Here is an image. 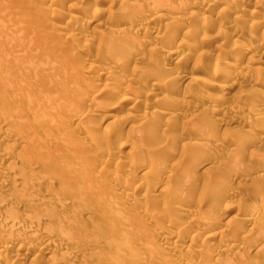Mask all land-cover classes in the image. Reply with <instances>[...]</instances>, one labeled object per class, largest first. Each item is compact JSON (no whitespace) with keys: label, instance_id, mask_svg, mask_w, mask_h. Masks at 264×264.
I'll list each match as a JSON object with an SVG mask.
<instances>
[{"label":"rangeland","instance_id":"374dc122","mask_svg":"<svg viewBox=\"0 0 264 264\" xmlns=\"http://www.w3.org/2000/svg\"><path fill=\"white\" fill-rule=\"evenodd\" d=\"M8 1L0 0V264H6L9 260L15 258L13 257L14 254L11 255V253L2 254L1 249L5 243L14 245L15 250L18 249L17 247L19 246L20 250L24 247L25 249L23 248L21 251L18 249L17 252L23 253L26 251V264L30 263V258H32V256L36 258V261H33L34 264H48L49 262L50 264H109L107 263L109 260L108 258L112 255H110V253H113V251H118V255L120 253L122 254L116 264H155V259H158L156 264H159L164 261L160 258L164 259L166 257V260L167 258L173 259L175 255L177 258L186 259L190 254L195 256L197 255V253L194 254L197 251L195 249L198 248L201 250L203 246L204 250L209 244H211L209 246L211 247L209 248L210 250H214L216 247L221 251L223 250L219 252L220 256H222L219 258H217V255L213 257V260L216 262L214 263L206 260L212 259L210 255H206L207 258L203 255H201V257L197 255L195 256V261L197 262L198 260V264H201L200 258L202 257L204 258L203 260L201 259L202 262L206 260L208 262L205 261L207 264H217L218 259L220 262L222 259L225 260L221 262L222 264L226 263V261L228 264H234V260H237L235 261L236 264L238 260L240 262H238V264H248L247 261H249L250 264H264V225H262L264 224V220L262 221L259 217V219H261L262 229L250 228V223H253V219L256 217L254 215L250 217L251 208L257 204L264 205V199H262L264 196V178H260V181L254 183V177L258 179L257 176L260 174L261 176L264 175V123L258 126V130H255L253 132L254 134H251L252 132H250V130L246 132L250 133L249 135H243V131L249 130L250 123L254 122L258 114L264 113V110H261L263 108L262 101L264 100V33L262 29H260L261 27H259L262 26V23L264 27V0H157V2L156 0H122V2L121 0H77L78 2L74 0H61V3H59L58 0H38L39 4L36 2L37 0H32L38 4L32 3L35 4V6L37 5V7H30L32 4L29 0L28 3H30V5L27 4L28 7L25 6L26 4H23L24 6L21 5V7L10 6L13 2L8 6ZM159 2L162 3L163 6L160 5ZM207 2L214 4V7H211L213 10L210 9V11H206L205 16L199 17L198 19L195 13H200V5L202 6V8H200L203 10V7L208 4ZM110 6L112 8H110ZM72 7H75V9ZM18 9H21L19 10V14L21 12L22 14L25 13L26 17H24V14L23 16H18L19 14H17L18 17L12 14L13 12L17 13ZM40 9L41 11H39ZM92 9L97 10V14L93 15L94 17L90 14V12L94 11ZM114 9L118 10L117 15H114L116 11L112 12ZM153 10L156 13L153 14ZM226 10L228 12H226ZM110 11L111 14L107 15ZM159 12L162 13L163 16L165 15V18H163L166 22L163 19L159 20L158 17L155 18ZM68 14L77 15L79 21L78 19L77 21H75V19H70ZM169 17L172 18L169 19ZM186 17V23L183 21L181 23L180 21L182 19L184 20ZM80 18L82 19L80 20ZM131 19H133V21ZM195 19H197V21ZM137 20L144 24H142L143 26L140 25L142 28L136 23ZM174 20L178 21L179 23H177L179 25ZM189 20H191V22ZM187 22L189 23L187 24ZM172 23H175V26L171 29V31L174 30V32H172L174 36L171 33V37L173 36L175 38V40L174 38L172 39V42L183 46L181 47L182 50L179 49L178 53H175L176 57L175 54L171 57H167V50H169L167 48L171 45H166L168 44L167 41H163L164 44L161 41H157L158 46L156 47L159 48L156 49H158V51L154 48V50H150L151 48L149 47H140L138 49L126 50L125 52L129 53L126 55L124 50L121 52L119 51L118 48L120 47L114 48L116 45L120 46L121 42L123 44L127 38L131 37L137 40L153 39L159 32L163 33L167 31V26ZM182 24L187 25L186 27H182ZM165 25L166 27H164ZM192 29L196 33L190 31ZM232 30H235L239 34H243L245 37V40H242V43L239 45L240 48H238L239 46H234L230 39L227 41V36H225L226 32H223H231ZM110 31L113 32L115 36L111 33L113 35V37H111ZM176 31L180 32L175 33ZM48 32L51 34L54 33L52 35L55 37L50 36ZM69 33L75 35L74 37L76 38L74 39L76 40H72V37L68 36ZM160 33L158 35H160ZM46 34V37L53 38L48 40V38L44 36ZM246 36L249 38H246ZM109 37L111 38L109 39ZM115 37L120 39L118 40L120 44L116 42L117 40H114ZM68 38H70V40ZM106 40H113L116 42L115 44L113 41V44L110 43L111 41L107 43L114 45L111 49H114V51L116 50V54L114 52L115 55H117L118 51L120 54L123 53L127 56V58L121 57L123 55H119V53L118 57L111 54L112 52H104L103 50L108 51L110 46L106 45ZM50 41H52L51 44ZM99 41H101L100 44H102L99 45L100 47L97 46ZM17 44L19 47H16ZM47 44L49 45L47 46ZM57 47H64V52H71V54L67 52L68 55L66 56L68 58V56L71 55L73 60L70 61L67 58L65 59L72 63H67V60L64 59L66 62L63 61V63H60L59 61L60 64L58 65L57 63L58 66L56 63H54L56 66H52L53 60L51 59L53 58L51 57L54 56L53 53L58 52ZM105 47L107 49H104ZM141 48H144L143 50L145 51L148 50V54L144 51L142 52ZM21 49H23L22 51L26 50L30 54L26 53V51L22 52ZM98 49H100V51ZM111 49L109 51H112ZM226 49L233 52L234 56L232 54L229 56L233 58L232 60L221 53V51ZM138 51H140V53ZM18 52L20 53L18 54ZM59 52L61 53V51ZM141 52L146 56L144 57L145 59L142 57L143 54ZM21 53L25 55L26 60L24 59L21 61L20 58H24L21 57ZM104 53H108L107 55H110V57L115 56V58H123L124 61H127L129 58V62L127 61L124 63L122 59L119 61L118 58H116L117 60L115 61L113 57L111 59L108 56V58L105 57L106 55ZM133 53H136L135 55L137 56ZM56 54L59 55V53ZM188 54H190V56ZM222 55H225L227 58ZM15 56L18 58H14ZM149 56L150 59H148ZM217 56L219 57L217 58ZM10 57L15 59L16 62H14L15 60L10 62ZM164 57H166V59ZM220 57H223L222 59L224 61L227 59L225 63L221 62L224 64L222 67H226L227 65L232 66H227L229 69L227 74H223V76L219 74L216 75V77H212V75H209V68ZM18 59H20V62ZM56 59L57 58H54V61ZM69 59H71V57H69ZM130 59L132 60L130 61ZM17 61L19 62L18 64ZM121 61L123 63H121ZM218 61H220V59ZM108 63L112 66L107 67ZM168 63L171 64L169 65ZM72 64L79 67L76 72L74 71L76 67L72 69ZM92 65H94L93 68L91 67ZM175 65L179 67H175ZM162 66L174 67V69L177 68L179 71L177 69L175 71L188 77L187 80L190 82L188 81L187 83L186 80L179 85L169 87L170 89L166 88V90L158 87L156 90L153 83L161 85L164 82V75H161L160 71H157ZM102 68H104V70H102ZM107 68H111L113 71ZM231 68L234 69L231 71ZM78 69L80 72L77 73ZM98 69L104 71L105 75L101 77L94 73L98 71ZM35 71H38L37 73L42 72L39 73V78L44 77L45 74L47 75L44 79L42 78L43 82L41 80L38 82L39 85L36 82L38 86L42 87L36 89L37 91L33 88L36 84L33 83V87L31 85L35 79L32 78L33 72ZM109 71H111V73H109ZM155 71L158 73L156 74ZM153 72L155 76L154 74L152 75ZM40 74L43 75L40 76ZM48 74L50 77H56L47 79V77H49ZM106 75H109V77ZM35 76L36 74L33 77ZM128 78H131L132 82L130 81L131 79L129 80ZM10 79L12 83L15 82V80L12 79L26 81L18 82L20 84L24 83L25 85L22 84L24 86L23 89L19 87L22 89L21 95H19L18 92L15 93V91H19V88L15 90L13 89L15 87H10V85H12V83H9L11 82ZM37 80L39 79H36V81ZM133 80L138 83L139 86H137L138 84ZM104 82H108L109 86L102 87ZM110 82H114L115 84L112 85ZM213 83L215 84L213 85ZM131 84L132 87L134 85H136V87L134 86L132 88ZM30 87L35 91H32ZM137 87L141 88L143 91H136L137 93L134 95L135 92L132 93L131 90H138ZM35 88L38 87L36 86ZM125 88L127 90L126 92L124 90ZM149 88L155 89L156 92L154 91V97L148 95L147 90L149 91ZM168 90H171V93L174 92L175 94L167 92ZM113 91L116 93L114 94ZM117 91H121V94ZM128 91L134 95V98H132L133 95H127ZM10 93L12 94L10 95ZM124 94L131 97L130 102L120 103ZM216 96L218 97L215 98ZM111 101L115 102L112 103ZM167 102L170 104L167 105ZM116 104L120 105L119 110L113 112L108 111L109 106L111 108ZM57 106H59V113H61L58 114V117L56 116L57 114L53 115V112L58 108ZM15 107L23 111V113L18 115ZM223 111L226 113H223ZM252 112L258 113H256V115L254 113L252 114ZM147 115L151 121L148 118V120L145 119V117L142 118V116ZM213 120L219 123L217 127V130L219 129L218 131H215L216 128L213 129L210 125L208 127H203L208 124H213ZM149 123L152 125L154 124L152 129L155 130V132L153 131L155 135L151 131L152 129L150 131L153 135L149 129L147 130V128L150 127ZM197 125L199 126L198 129ZM200 125L203 126L200 127ZM202 127L205 129L204 131L201 129ZM159 128L160 131L158 130ZM161 128L165 129L161 130ZM166 129L168 131H166ZM193 129H195L194 132L197 134L196 137L193 139L186 138L187 133L193 132L191 131ZM119 130H122L123 133H118ZM163 130L166 131V134ZM206 130H208L206 134L209 132L208 135L205 134ZM146 131L150 132V135L153 136L152 139L147 135L149 133ZM159 132L166 137L159 134ZM180 132L183 133L180 134ZM2 133H9V135H7L9 140H7L8 138H3ZM253 135L257 137L255 138ZM7 136L4 135V137ZM163 136L164 138H162ZM17 137L21 138V142H17L19 141L16 139ZM13 138L16 139V142ZM157 138L159 140L161 139V141ZM183 138H186V140ZM133 139H136V143L132 142L135 141ZM240 139L242 140L241 144L239 142ZM258 139H260V141ZM170 141L176 142H173V145H171ZM183 142H185L184 145H187V143L192 144L187 146V148L191 149L182 152V150L184 151V149H187L186 146L182 149ZM201 142L203 143L201 147H199ZM131 143L133 144L131 145ZM165 143L172 146L171 149L170 146L167 148ZM213 144H216L215 147L210 148ZM193 148H197L201 153L204 151L202 153L203 155L200 156L201 159L199 156L196 157V159H198L196 161H199L198 164L200 169L198 172L196 171L195 174L192 172V174L189 175L191 178H186L187 180L184 181L187 182L189 179V181L193 179L195 181L197 180V182L201 181L202 185L200 183L201 186H199V184L194 185L195 181L194 183L190 182V188L187 189L190 184L188 182L189 184H187L186 188H180V193L185 192V194L183 193L184 195L189 193L188 195L190 197L187 195L186 197L189 198H186V201L188 203L195 201L192 204L201 207L196 208V206H194L192 212L180 213V207H182V205L185 207V205L181 203L185 202L186 204V201L184 200L180 203L182 199L179 198L180 201L178 199H176V202L174 199L172 200L173 191L176 190V188H178L177 190L179 191V187H176L178 185L173 186V184L179 182L170 180V182H168L170 187L166 186V182L170 174L174 172L173 169H171L173 166L176 168L178 165V169L180 167L181 169H185V166L191 167L190 162L188 164V160L194 154ZM230 150H233V152ZM261 153H263V156L260 155ZM232 154L237 155L234 157L236 160L231 159L232 156H234ZM250 154H253V157ZM158 156L160 159L157 158ZM214 156L216 157L214 158ZM260 156L263 158L261 159ZM154 157L156 158L155 160H153ZM192 157L194 159V155ZM239 158L241 159L239 160L240 162L238 161ZM142 159L145 162L148 159L147 162L157 163V168H159L158 166H163L158 170L153 169L154 172H152V168H149V171H147L151 173H148V177L155 173L159 175L155 174L154 176L156 178L158 177L159 179L161 176L162 183H154L158 185V187L155 185V188L153 183L150 185L155 178L153 176V179L149 177L151 180V182H149L150 180L148 177H146L147 180H145V177L141 178L139 174L131 177L126 175V171H128L126 169H129L131 166L135 167V165L130 164L131 161L132 163L134 161V164L136 162V166H139L144 162ZM161 161L164 162L165 165H163V163H160L162 165L158 164ZM182 161L184 162L183 164ZM193 161L194 160H192L191 163ZM219 162L223 165V170L221 168L219 170V167L222 166ZM179 164L182 165L180 166ZM184 164L185 166H183ZM208 165H210V168ZM233 166L236 167L234 168ZM207 167L209 168L208 171ZM212 167L214 168L213 170ZM211 170L213 171L212 174L217 176L220 175V178L214 179L215 176L211 177ZM203 171L205 173H202ZM221 171L225 172L224 175ZM116 173H119L118 178L116 177ZM244 173L246 175H244ZM86 174L87 176H85ZM240 174L241 176H239ZM83 175L85 177H82L83 180H81V176ZM97 177L101 179L104 177L108 180L104 178L101 180ZM165 177L166 179H164ZM196 177L198 178L196 179ZM247 177L251 178L252 181L249 182L250 179ZM211 178L213 179L211 180ZM221 178L223 179L221 180ZM155 179L153 180L154 182H156ZM158 179H156L157 183L158 181L161 182ZM163 179L165 181H163ZM204 179L206 181L210 180V182H204ZM185 182L181 183L183 184L182 186H185ZM202 182L206 183V185ZM224 183H227V185ZM259 183L262 185L260 186ZM161 187H163L165 192H168L171 197L167 193L168 196H164L166 194L161 195V190H163ZM167 187H169V189ZM204 187L207 191L203 189ZM102 189L104 192H102ZM115 189H117V192ZM122 189L125 191V194L121 192L123 191ZM222 190L225 193L228 190L226 193V196L229 193L227 196L228 198L226 197L224 201L218 200V202L217 200H213L212 198L220 193V191L222 192ZM146 193L147 195H152V200L159 201V203L152 202L151 198H149L150 202L145 201L144 203L143 196L144 194L146 195ZM207 193H210L212 198L209 197ZM115 196L117 199H115ZM161 196L174 201H166L167 203L170 202L174 205L179 203L175 205L179 207V210L177 212L167 210L166 212V209H161L164 205L163 201L165 200V198ZM174 196L176 198V195ZM203 196H206V198L203 199ZM120 198L127 201L125 202L123 200L124 202H121ZM261 199L263 201H261ZM209 200L215 203L209 204L211 203ZM141 202L144 204L147 203V205H143L141 208L136 207L138 205L137 203L140 204ZM157 204H160L159 208L161 213L160 210H158L159 208L157 209L155 207ZM192 204L188 205L192 206ZM188 205L186 204L187 207ZM144 207H146V211H144ZM263 207L264 206H262L260 210V215H263L262 217L264 219ZM154 210H157L160 216H158ZM147 211L150 217L153 216V218L157 220L155 221V219L150 218L148 215L145 217ZM150 212L151 215L149 214ZM152 213L156 215H152ZM143 214L145 218L142 217ZM212 214H216L217 217L219 215V219L217 220L219 224L217 222L214 223L218 226L216 228L213 224L210 229H203L202 231V227H199V225L196 226L194 221L191 220L193 217L200 220L211 218L213 216ZM58 219L61 222H58ZM139 219H148L146 220L148 223L142 220L143 223L145 222V224H142ZM139 224H142L140 228L138 227ZM235 224L241 225L243 228L242 231L238 232L239 236H242L241 238L247 237L252 230L250 233L254 235L253 239H260L257 240L258 242L256 239L251 241V245L254 243L258 244V247L256 246L258 249L254 248V246H250V251L248 250L247 253L242 251V255H240L241 252L238 254L239 257L246 254L245 257H242L246 263L238 259V256L237 258H233L232 254L228 251V249L236 246V241H238L237 238L236 240L227 239L225 240L226 242L223 241L224 245L222 242L219 244L220 238L223 239L226 232L231 231L234 228L232 225ZM131 225H134L133 230H131ZM126 226L130 227V229L128 228L129 232L127 228V230L124 229ZM160 226L162 228L165 226L170 232L172 231V235L168 231L167 233L165 228V232L160 230ZM197 229H200V231ZM258 230L260 231L258 232ZM122 231H127L129 238L128 236H124L127 232L123 234ZM215 233H218V235H215ZM44 234H50L49 236L52 240H50L51 243L47 254L39 256L38 250L40 249V243L42 246L44 242L43 239H39L41 240L40 242L38 238ZM64 235L68 237L69 242L66 237H64L65 239L62 237ZM60 236L65 241L66 246L64 247L58 246V244L61 243L59 240H62ZM195 236L196 241L193 239V242H191V239ZM124 239H128V241L132 243L134 251L131 249L133 247L129 248L125 245V248L127 247L125 249L124 245L120 246V243ZM111 240H113V242ZM180 240L182 242H178ZM66 241L68 243H66ZM57 242L58 244H56ZM124 243L125 241H123L122 244ZM165 243L167 247L168 245L171 246L177 243L175 248L171 246L175 252H167L162 254L163 257L161 255V257L155 256V258H153V256L156 255L154 249L158 250L155 246L159 247V245H161V248L165 246ZM259 246H261V248ZM144 247L145 249L147 248V250L143 249ZM153 247L155 248L153 249ZM226 247H228V249H226ZM149 248H152L155 253L152 252L150 254L152 250ZM127 249H131V251ZM141 249L142 251H139ZM126 250L128 252H126ZM207 250L208 248L206 251ZM256 250H259V252H256ZM224 251L227 252L225 253ZM130 252H132V254ZM153 253L154 255L152 256ZM116 254L114 255L116 256ZM114 255L111 257H114ZM117 258H119V256ZM33 262L31 264H33Z\"/></svg>","mask_w":264,"mask_h":264},{"label":"bare ground","instance_id":"6f19581e","mask_svg":"<svg viewBox=\"0 0 264 264\" xmlns=\"http://www.w3.org/2000/svg\"><path fill=\"white\" fill-rule=\"evenodd\" d=\"M7 1H8V0H7ZM29 1H31V4H32V3H36V2L38 3V0H37L36 2H33L32 0H29ZM29 1H28V0H12V1L10 0V1H8L9 3L7 2V5L9 6L10 3L12 4V2H13V4L10 5V6H13V7H21V5L24 6V5L26 4L25 6L28 7V5H30V3H28ZM60 1H61V0H58L59 3H61L63 0H62L61 2H60ZM71 1H73V0H71ZM74 1H77V0H74ZM119 1H120V0H119ZM119 1H118V2H119ZM158 1H159V0H158ZM167 1H168V0H167ZM247 1H249V0H247ZM250 1H251V0H250ZM26 2H27V3H26ZM77 2H78V1H77ZM121 2H122V0H121ZM156 2H157V0H156ZM244 2H246V1H244ZM37 3H36V4H37ZM73 3H74V2H73ZM73 3H72V4H73ZM119 3H120V2H119ZM140 3H141V2H140ZM149 3H150V2H149ZM154 3H155V2H154ZM207 3H208V2H207ZM248 3H249V2H248ZM248 3H247V4H248ZM250 3H251V2H250ZM23 4H24V5H23ZM27 4H28V5H27ZM38 4H39V3H38ZM38 4H37V5H38ZM70 4H71V3H70ZM159 4L163 6L162 3L159 2ZM14 5H15V6H14ZM32 5H34V6H32ZM32 5H31L30 7H37V5L35 6V4H32ZM110 5H111V3H110ZM116 5H117V4H116ZM132 5H133V4H132ZM132 5H131V6H132ZM147 5H148V4H147ZM153 5H155V4H153ZM153 5H151V6L154 7ZM160 5H159V6H160ZM198 5H200V4H198ZM8 6H7V8H8ZM56 6H57V5H56ZM71 6H74V5H71ZM71 6H69V7H71ZM77 6H78V4H77ZM80 6H81V5H80ZM131 6H130V7H131ZM151 6H150V7H151ZM159 6H156V7H159ZM171 6H172V5H171ZM196 6H197V5H196ZM196 6H195V7H196ZM150 7H149V8H150ZM200 7L202 8L201 5H200ZM200 7H199V9L201 10V12H200V13L197 12V14L195 13V15H197V18H198V19H199V17H203V16H205V12H206V11H210V9H212L211 7H214V4H213V3H208V4H206V6L203 7V10H202ZM72 8L75 9V7H72ZM82 8H84V7H82ZM110 8H112V7L110 6ZM123 8H124V7H123ZM159 8H160V7H159ZM196 8H197V7H196ZM70 9H71V8H70ZM116 9H117V8H116ZM154 9H156V8H154ZM171 9H172V8H171ZM192 9H193V8H192ZM221 9H222V8H221ZM19 10H21V9H18V10H17V11H18L17 13H16V12H13L12 14L15 15V16H17V14H19V12H20ZM82 10H83V9H82ZM92 10H94V11L90 12V14L92 15V17H94L93 15L97 14V13H96L97 10H95V9H92ZM131 10H132V9H131ZM140 10H141V9H140ZM142 10H143V9H142ZM151 10H152V9H151ZM156 10H157V9H156ZM156 10H155V11H156ZM159 10H160V9H159ZM212 10H213V9H212ZM219 10H220V9H219ZM219 10H218V11H219ZM222 10H223V9H222ZM227 10H228V9H227ZM227 10H226V12L229 11V10H228V11H227ZM39 11H41V9H40ZM43 11H44V9H43ZM89 11H90V10H89ZM115 11H116V12H115ZM164 11H165V10H164ZM168 11H169V10H168ZM172 11H173V10H172ZM195 11H196V10H195ZM220 11H221V10H220ZM68 12H69V11H68ZM82 12H83V11H82ZM108 12H109V9H108ZM112 12H115V13H116V14L114 13V15H117V14H118V13H117L118 10H115V9H114V11H112ZM166 12H167V11H166ZM169 12H170V11H169ZM192 12H193V11H192ZM154 13H156V12H154V10H153V14H154ZM157 13H158V12H157ZM207 13H208V12H207ZM212 13H213V11H212ZM216 13H217V12H216ZM23 14L25 15L24 17H26V14H25V13H23ZM23 14H22V12H21L18 16H20V15L23 16ZM76 14H77V13H76ZM108 14H111V11H110V13H107V15H108ZM188 14H189V13H188ZM208 14H209V13H208ZM33 15H34V14H33ZM33 15H32V16H33ZM68 15H69V18H70V19H72V20L75 19V21H77V19H78V16H77V15H76V16H75V14H72V15H71V14H68ZM68 15H67V16H68ZM91 15H90V16H91ZM218 15H219V14H218ZM18 16H17V17H18ZM141 16H142V15H141ZM164 16H165V15H164ZM164 16L162 15V13L159 12V14H157V15L155 16V18L158 17L159 20H160V19H163V20H164V18H165ZM166 16H167V15H166ZM161 17H162V18H161ZM163 17H164V18H163ZM187 17H188V16H187ZM187 17L184 18V20L182 19L180 22L182 23V21H183L184 23H186ZM193 17H194V16H193ZM236 17H237V16H236ZM21 18H22V17H21ZM113 18H114V17H113ZM171 18H172V17H169V19H171ZM174 18H176V17H174ZM174 18H173V19H174ZM188 18H189V17H188ZM81 19H82V18H80V20H81ZM150 19H151V18H150ZM176 19H178V18H176ZM180 19H181V18H180ZM185 19H186V20H185ZM88 20H89V19H88ZM131 20L133 21V19H131ZM147 20H148V19H147ZM195 20L197 21V19H195ZM69 21H70V20H69ZM78 21H79V19H78ZM107 21H108V20H107ZM164 21H165V20H164ZM171 21H173V20H171ZM174 21H176V20H174ZM189 21L191 22V20H189ZM70 22H71V21H70ZM72 22H73V21H72ZM165 22H166V21H165ZM177 22H178V21H176V23H177ZM198 22H199V21H198ZM75 23H76V22H75ZM94 23H95V22H94ZM130 23H132V22H130ZM136 23H137L139 26L143 24V23H141V21H138V20L136 21ZM161 23H162V22H161ZM169 23H170V22H169ZM178 23H179V22H178ZM178 23H177V24H178ZM188 23H189V22H187V24H188ZM174 24H175V23L169 24V25L167 26V28H166L167 31H165V32H163V33H160V32L158 31V32L160 33V35H158L159 33L157 32L158 34H156V36H154V38H153V39H150V40H148V39H146V40H137L136 38H133V39H134V40H133L132 37H131V38H127L128 40L126 39V41L124 40L125 42L123 41V42H124L123 44H122V42H121V45H120V46H119V45H118V46L116 45V47H114V45H112V44H113V43L115 44L116 42L120 44V42H118V40H120V39H118V38L115 37L116 39L114 38V40H117V41L115 42V41L112 40L113 43H112L111 40H110L111 42H110L109 40H106V41H107V42H106V45L109 46L110 44H107V43H109V42L112 43V44L109 46L108 51H106V50H103V51H104V52H112L111 54L115 55V54H116V52H115L116 50L114 51V49H111L112 46H113L115 49L118 48V47H120V48H118L119 51L121 52L122 50H124V53H126V52H125L126 50L138 49V48H140V47H149V48H151L150 50H154V49H155L156 51H158V49H156V48H159V47H156V46H158L157 41H159V42L161 41L162 43H163V41H167L168 44H166V45L171 44V45H170L171 47L169 46V48H167V49H169V50H167V51H168L167 54H166V53H164V54H166L167 57H171V56L174 55L175 53H178L179 49H181V47H183V46L180 45V44H174V43L172 42V39L174 38V37H173L174 34H173L172 32H174V30L171 31V29H173L172 27L175 26ZM187 24H186V25H187ZM202 24H203V23H202ZM260 24H261V23H260ZM260 24H258V25H260ZM86 25H88V24H86ZM143 25H144V24H143ZM143 25H142V26H143ZM178 25H179V24H178ZM182 25H183L182 27H186L185 24H182ZM184 25H185V26H184ZM190 25H191V24H190ZM139 26H138V27H139ZM142 26H140V27L142 28ZM138 27H137V28H138ZM164 27H166V25H165ZM182 27H181V28H182ZM193 27H195V26H193ZM259 27H261L260 29H262V32L264 33L263 23H262V26H259ZM191 28H192V27H191ZM116 29H117V28H116ZM159 29H160V28H159ZM182 29H185V28H182ZM195 29H196V28H195ZM256 29H257V28H256ZM110 30H112V29H110ZM136 30H137V29H136ZM164 30H165V28H164ZM176 30H177V28H176ZM178 30H179V29H178ZM197 30H198V29H197ZM107 31H108V30H107ZM145 31H146V30H145ZM190 31L195 32V31H193V29L190 30ZM190 31H189V32H190ZM50 32H51V31H50ZM50 32H48V33H50ZM69 32H71V31H69ZM118 32H119V31H118ZM134 32H136V31H134ZM139 32H140V31H139ZM167 32H168V33H167ZM177 32H178V31H176L175 33H177ZM179 32H180V31H179ZM179 32H178V33H179ZM223 32H226V35H225V36H227V41H228V39H230V41L232 42V44H233L234 46H239V45L242 43V40H245L244 35H243V34H239V33L236 32L235 30H234V31L232 30L231 32H227V31H223ZM246 32H247V31H246ZM46 33H47V32H46ZM102 33H103V32H102ZM109 33L111 34V33H113V32L110 31ZM171 33L173 34L172 37H171V35H172ZM195 33H196V32H195ZM52 34H54V33H52ZM52 34L50 33V36L55 37V36L52 35ZM69 34H70V33H69ZM69 34H68V36H69V37L71 36V37H72V40H76V39H74V38H76V37H74L75 35H72V34L69 35ZM76 34H77V33H76ZM113 34H114V33H113ZM185 34H186V33H185ZM249 34H250V33H249ZM111 35H112V34H111ZM111 35H110V36H111ZM136 35H137V34H136ZM44 36H45V38H48V40H50L51 38H53V37H50V38H49V37H46L47 34L44 35ZM48 36H49V35H48ZM66 36H67V35H66ZM114 36H115V34H114ZM176 36H177V35H176ZM182 36H183V35H182ZM263 36H264V35H263ZM111 37H113V35H112ZM111 37H109V39H110ZM133 37H134V36H133ZM137 37H138V35H137ZM143 37H144V35H143ZM65 38H67V37H65ZM145 38H146V37H145ZM150 38H151V37H150ZM246 38H249V37L246 36ZM68 39L70 40V38H68ZM93 39H94V38H93ZM105 39H106V38H105ZM105 39H103V40H105ZM112 39H113V38H112ZM141 39H142V37H141ZM143 39H144V38H143ZM176 39H177V38H176ZM46 40H47V39H46ZM72 40H71V41H72ZM94 40H95V39H94ZM99 40H100V38H99ZM170 40H171V42H170ZM174 40H175V38H174ZM224 40H225V39H224ZM54 41H55V39H54ZM101 41H102V40H101ZM101 41H99L98 43L96 42V43L98 44L97 46L102 45V44H100ZM121 41H122V39H121ZM31 42H32V41H31ZM48 42H49V41H48ZM174 42H175V41H174ZM51 43H52V41H50V44H51ZM104 43H105V42H104ZM104 43H103V44H104ZM180 43H181V42H180ZM222 43H223V41H222ZM244 43H245V42H244ZM251 43H252V42H251ZM45 44H46V43H45ZM63 44H65V43H63ZM163 44H164V43H163ZM163 44H162V45H163ZM172 44H174V45H172ZM181 44H182V43H181ZM249 44H250V43H249ZM253 44H254V43H253ZM19 45H20V44H19ZM48 45H49V44H47V46H48ZM59 45H60V44H59ZM106 45H105V46H106ZM13 46H14V48H15V45H14V44H13ZM17 46H18V44L16 45V47H17ZM22 46H23V45H22ZM60 46H61V45H60ZM62 46H63V45H62ZM66 46H67V44H66ZM97 46H96V47H97ZM103 46H104V45H103ZM241 46H242V45H241ZM251 46H252V45H251ZM11 47H12V46H11ZM11 47H10V48H11ZM18 47H19V46H18ZM64 47H65V45H64ZM64 47H61L62 49L59 48V47H57V51H58V52L53 53L54 56L51 57V58H53V59H51V60H53V61H52V63H53L52 66L55 65L54 63H56V65H57V63H58V65H59L60 63H63V61H65V60H67V59L70 60V61L73 60L71 55L68 56V58H67L66 55H68L67 52H69V51L64 52V51H65V50H63ZM99 47H100V46H99ZM99 47H98V48H99ZM101 47H102V46H101ZM166 47H168V46H166ZM253 47H254V46H253ZM102 48H103V47H102ZM153 48H154V49H153ZM160 48H161V47H160ZM236 48H237V47H236ZM238 48H240V46H239ZM241 48H242V47H241ZM15 49H16V48H15ZM59 49H61V50H59ZM66 49H67V48H66ZM96 49H97V48H96ZM96 49H95V50H96ZM104 49H107V48L105 47ZM110 49H111L112 51H109ZM118 49H117V50H118ZM120 49H121V50H120ZM143 49H144V48H143ZM143 49L141 48L142 52L144 51V52H146V54H148V53H147L148 50L145 51V50H143ZM183 49H184V48H183ZM253 49H254V48H253ZM10 50H13V49H10ZM22 50H23V49H21V51H22ZM98 50L100 51V49H98ZM139 50H140V49H139ZM181 50H182V49H181ZM190 50H191V49H190ZM24 51H26V50H24ZM24 51H22V52H24ZM59 51H61V53H60ZM62 51H63L64 53H63ZM96 51H97V50H96ZM103 51H102V52H103ZM193 51H194V50H193ZM230 51H231V50H227V49H226V50L221 51V53H222V54H225L226 56H228V59H229V58H231V57H229V56H231V54L233 55V52H232V51L230 52ZM114 52H115V54H114ZM120 52L117 51V55H115V56H118V57H119V55H123V56H121V57H126V58H127V56H125L123 53L120 54ZM128 52H129V51H128ZM130 52H133V51H130ZM134 52H135V50H134ZM138 52L140 53V51H138ZM142 52H141V53H142ZM148 52H149V51H148ZM150 52H153V51H150ZM154 52H155V51H154ZM241 52H242V51H241ZM9 53H10V52H9ZM19 53H20V52H18V54H19ZM26 53L30 54V53L27 52V51H26ZM26 53H24V54H26ZM56 53H59V55H57ZM66 53H67V54H66ZM118 53H119V55H118ZM157 53H158V52H157ZM234 53H235V51H234ZM15 54H16V53H15ZM69 54H71V52H69ZM102 54H103V53H102ZM104 54H105V53H104ZM107 54H108V53H107ZM107 54H105V55H106L105 57L108 56ZM127 54H129V53H126V55H127ZM130 54H131V53H130ZM133 54L135 55L136 53H133ZM142 54H143V55H142L143 58L146 57V56H144V53H142ZM146 54H145V55H146ZM150 54H151V53H150ZM203 54H204V53H203ZM16 55H17V54H16ZM21 55H22V53H21ZM188 55L190 56V54H188ZM188 55H187V56H188ZM193 55H194V54H193ZM217 55H218V54H217ZM225 55H222V56H225ZM12 56H14V55H12ZM18 56H19V55H18ZM28 56H29V55H28ZM56 56H57V57H56ZM115 56H114V57L112 56V57H113V60H114ZM132 56H133V55H132ZM135 56H137V55H135ZM184 56H185V55H184ZM226 56H225V57H226ZM233 56H234V55H233ZM233 56H232V57H233ZM21 57H24V58L22 59V58H20V56H19V58L21 59V61H23V60L25 59V55H22ZM30 57H31V56H30ZM69 57H71V59H69ZM108 57H109L110 59L112 58V57H110V55H109ZM108 57H107V58H108ZM118 57H116V58H118ZM128 57H129V55H128ZM133 57H134V56H133ZM175 57H176V54H175ZM175 57H174V58H175ZM181 57H182V56H181ZM218 57H219V56H217V58H218ZM14 58H18V57L15 56ZM54 58H57V59L54 61ZM65 58H67V59H65ZM116 58H115V61L117 60ZM130 58H132V57H130ZM164 58L166 59V57H164ZM172 58H173V57H172ZM184 58H186V57H184ZM222 58H223V57H222ZM222 58L220 57V58H219L220 61H218V60H219V59H218V60H217L215 63H213V65L209 68V71H208V72H209V75H212V77H213V76L216 77V75H219V74L223 76V74H227V72H229L228 67H229V66H232V65H229V66L227 65L228 67H227V66H226V67H225V66L222 67V65H224V64H222L221 62H224V63H225V62L227 61V59H226V61H224ZM226 58H227V57H226ZM10 59H11V60H10ZM10 59H9L10 62H11L12 60H15V59H12L11 57H10ZM20 59H18L19 62H20ZM29 59H30V58H29ZM29 59H28V60H29ZM64 59H65V60H64ZM110 59H109V60H110ZM118 59H119V61L122 59V61H123L124 63L127 62V61L129 60V58H128V60L126 59L127 61H124L123 58H121V59L118 58ZM124 59H125V58H124ZM134 59H135V58H134ZM134 59H133V60H134ZM144 59H145V58H144ZM146 59H147V58H146ZM148 59H150V56L148 57ZM148 59H147V60H148ZM168 59H169V58H168ZM168 59H167V60H168ZM221 59H222V60H221ZM232 59H233V58H231V60H232ZM25 60H26V59H25ZM61 60H62V62H61ZM68 60H67V63H72V62H68ZM113 60H112V61H113ZM131 60H132V59H130V61H131ZM135 60H136V59H135ZM147 60H146V61H147ZM169 60H172V59H169ZM184 60H185V59H184ZM186 60H187V59H186ZM251 60H252V59H251ZM18 61H17V64L19 63ZM49 61H50V60H49ZM59 61H60V63H59ZM90 61H91V60H90ZM122 61H121V63H123ZM237 61H238V60H237ZM14 62H16V60H15ZM24 62H25V61H24ZM50 62H51V61H50ZM65 62H66V61H65ZM94 62H95V61H94ZM128 62H129V61H128ZM184 62H186V61H184ZM74 63H75V62H74ZM88 63H89V61H88ZM88 63H87V65H88ZM136 63H137V62H136ZM166 63H167V62H166ZM233 63H234V62H233ZM12 64H13V63H12ZM12 64H11V65H12ZM23 64H24V63H23ZM75 64H76V63H75ZM90 64H91V62H90ZM96 64H97V63H96ZM96 64H95V65H96ZM168 64H169V63H168ZM170 64H171V63H170ZM170 64H169V65H170ZM234 64H235V63H234ZM50 65H51V63H50ZM56 65H55V66H56ZM58 65H57V66H58ZM72 65H73V64H72ZM76 65H77V64H76ZM76 65H73V66H72V69H73V67H76ZM107 65H108L107 67H111V66H112V65H109V63H108ZM225 65H226V64H225ZM20 66H21V64H20ZM22 66H23V65H22ZM93 66H94V65H92L91 67L93 68ZM119 66H120V65H119ZM85 67H86V66H85ZM85 67H84V68H85ZM89 67H90V66H89ZM175 67H179V66H176V65H175ZM50 68H51V67H50ZM77 68H79V67H76V69L74 68V69H75V70H74L75 72H76ZM53 69H54V68H53ZM85 69H87V68H85ZM88 69H89V68H88ZM107 69H108V70H109V69L111 70V68H107ZM176 69H177V68H176ZM176 69H174V67H167V66H166V67H165V66H162L161 68H159V70H157V71H160V74H161V75H164L165 77L163 76V78H164V82H163V84H161V85H158V84H157V85H156L155 83H153V86L155 87V89L157 90L158 87H160V88H162V89H163V88L166 89V88H169V87H171V86L174 87L175 85H179V84L185 82V81L188 79V77L184 76L183 74L177 73V71H175ZM233 69H234V68H233ZM233 69L231 68V71H232ZM102 70H104V68H102ZM177 70H178V69H177ZM88 71H90V70H88ZM91 71H92V70H91ZM106 71H107V70H106ZM111 71H113V69H112ZM111 71H109V73H111ZM178 71H179V70H178ZM35 72H36V73H35ZM35 72H33L34 74L32 75V78H35V79H34V82H32V84H31L32 87H33V83L36 84V82H37V84H38V82H40V80L43 82L42 78L44 79L45 76H47V75L45 74L44 77L39 78L38 75H39V73H42V72H39V73H37L38 71H35ZM78 72H80L79 69H78L77 73H78ZM225 72H226V73H225ZM94 73H96L98 76H101V77L105 75V72H104V71H101V70H99V69H98V71H95ZM109 73H108V74H109ZM155 73L157 74L158 72L155 71ZM155 73L153 72L152 75L154 74V76H155ZM35 74H36V76H37L38 78H37L36 76L33 77ZM43 74H44V73H43ZM43 74H40V76H42ZM49 74H50V73H49ZM49 74H48V76H49ZM109 75H110V74H109ZM109 75H106V76L109 77ZM29 76H30V75H29ZM51 76H52V75H51ZM106 76H105V77H106ZM16 77H17V76H16ZM18 77H19V76H18ZM53 77H56V76H53ZM53 77H50V76H49V77H47V79H49V78H53ZM152 78H153V77H152ZM36 79H39V80L36 81ZM47 79H45V80H47ZM54 79H55V78H54ZM106 79H107V78H106ZM128 79H129V78H128ZM130 79H131V78H130ZM130 79H129V80H130ZM190 79H191V78H190ZM194 79H195V78H194ZM12 80H15V82H17V83H15V82L13 81L16 85H15L14 83H12L11 79H10L11 82H9V83H12V85H10V87H11V88H12V87H15V88H13V89H15V90H16L17 88H19V87H22V89H23V87L25 86L24 83H21V84L18 83V82L22 81L21 79H20V80H19V79H12ZM17 80H19V81H17ZM23 80H24V79H23ZM108 80H109V79H108ZM223 80H224V79H223ZM247 80H248V79H247ZM130 81L132 82V79H131ZM133 81H134V80H133ZM188 81H189V80H187V83H188ZM22 82H26V81L24 80V81H22ZM44 82H46V81H44ZM111 82H112V81H111ZM111 82H110V83H111ZM126 82H127V79H126ZM131 82H129V83H131ZM134 82H135V81H134ZM134 82H133V84H134ZM189 82H190V81H189ZM129 83H128V85H129ZM135 83H136V82H135ZM211 83H212V82H211ZM13 84H14V85H13ZM18 84H19V85H18ZM22 84H23L24 86H23ZM37 84H36V86H37L38 88H35L36 86L33 87L35 90H36V89H40V88H42V87L38 86L39 84H38V85H37ZM42 84H44V83H42ZM108 84H109L108 82H104V84H102V85H103L102 87L107 86ZM111 84L113 85V84H115V83L113 82V83H111ZM136 84H138V83H136ZM140 84H141V82H140ZM214 84H215V83H213V85H214ZM40 85H41V84H40ZM124 85H125V84H124ZM218 85H219V84H218ZM218 85H217V86H218ZM229 85H230V84H229ZM41 86H42V85H41ZM108 86H109V85H108ZM129 86H130V85H129ZM134 86L136 87V85H134ZM134 86H133V87H134ZM137 86H139V84H138ZM187 86H188V85H187ZM32 87H30V89H32V91H35ZM39 87H40V88H39ZM131 87H132V84H131ZM133 87H132V88H133ZM176 87H177V86H176ZM218 87H219V86H218ZM107 88H109V87H107ZM128 88L131 89L130 87H128ZM128 88H127V89H128ZM137 88H138V87H137ZM20 89H21V88H19V91H20V92L14 90L15 93L18 92L19 95H21L20 93H21L22 89H21V90H20ZM30 89H29V90H30ZM134 89H135V88H134ZM155 89H151V88H149V91L147 90L148 95H152V96L154 97V96H155V93H154ZM169 89H170V88H169ZM173 89H174V88H173ZM176 89H177V88H176ZM229 89H230V87H229ZM119 90H120V88H119ZM124 90H125V92L127 91L126 88H125ZM166 90H167V89H166ZM226 90H227V89H226ZM30 91H31V90H30ZM36 91H37V90H36ZM115 91H116V90H115ZM136 91H143V90H141V88H138V90L136 89V90H134V91H133V89L131 90L132 93L135 92L134 95L137 93ZM173 91H174V90H173ZM222 91H223V90H222ZM113 92H114V91H113ZM117 92H119V91H117ZM120 92H121V91H120ZM120 92H119V93H120ZM128 92H129V91H128ZM128 92H127V95H133L131 92H129L130 94H129ZM155 92H156V91H155ZM167 92H170V93H171V90H168ZM12 93H13V95H14V92H13V91H12ZM12 93H10V95H11ZM34 93H35V92H34ZM115 93H116V92H114V94H115ZM119 93H118V94H119ZM140 93H141V92H140ZM153 93H154V94H153ZM160 93H161V92H160ZM172 93H174V92H172ZM172 93H171V94H172ZM98 94H99V93H98ZM114 94H112V95H114ZM120 94H121V93H120ZM120 94H119V95H120ZM174 94H175V93H174ZM215 94H216V93H215ZM13 95H12V96H13ZM127 95H125V94H124V96L121 95V96H122V100L120 101V103H124V102L127 103V102H130V101H131V99H130L131 97H128ZM134 95H133L132 98H134ZM157 95H158V94H157ZM166 95H167V94H166ZM220 95H221V94H220ZM121 96H120V97H121ZM136 96H137V95H136ZM152 96H151V97H152ZM167 96H168V95H167ZM167 96H166V97H167ZM42 97H43V96H42ZM118 97H119V96H118ZM159 97H160V96H159ZM206 97H207V96H206ZM217 97H218V96H216L215 98H217ZM263 97H264V96H263ZM163 98H164V97H163ZM116 99H117V96H116ZM159 99H160V98H159ZM166 99H168V98H166ZM111 100H112V99H111ZM113 100H115V99H113ZM133 100H136V99H133ZM133 100H132V101H133ZM161 100H162V99H161ZM216 100H217V99H216ZM136 101H137V100H136ZM165 101H166V100H165ZM165 101H164V102H165ZM206 101H207V100H206ZM60 102H61V101H60ZM91 102H92V101H91ZM111 102H112V101H111ZM114 102H115V101H114ZM114 102H112V103H114ZM200 102H201V101H200ZM61 103H62V102H61ZM134 103H135V101H134ZM82 104H83V103H82ZM168 104H170V103L167 102V105H168ZM131 105H132V104H131ZM133 105H135V104H133ZM158 105H159V104H158ZM162 105H163V104H162ZM162 105H160V106H162ZM262 105H263V108H262L261 110L263 111V110H264V100L262 101ZM262 105H261V106H262ZM60 106H61V105H60ZM119 106H120V105H118V104H116L115 106H112L111 108H110V106H109V107H108V108H109L108 111H110V112L117 111V110L120 109ZM129 106H130V105H129ZM57 107H58V108L55 107L56 110H55V112H53V115H56V114H57L56 116L58 117V114H61V113H59V112H60V108H59V106H57ZM132 107H133V106H132ZM15 108L17 109V113H18V115H20L21 113H23V111H20L17 107H15ZM61 108H62V107H61ZM130 108H131V107H130ZM130 108H128V109H130ZM168 108H169V107H168ZM13 109H14V108H13ZM165 109H166V108H165ZM18 110L20 111V113H19ZM224 110H225V109H224ZM246 110H247V109H246ZM61 111H62V110H61ZM88 111H89V110H88ZM225 111H226V110H225ZM225 111H223V113H224ZM248 111H251V110H248ZM248 111H247V112H248ZM252 111H253V110H252ZM257 111H258V109H257ZM262 111H261V112H262ZM12 112H13V110H12ZM62 112H63V111H62ZM247 112H246V113H247ZM13 113H14V112H13ZM17 113H16V114H17ZM153 113H154V112H153ZM156 113H157V112H156ZM162 113H163V112H162ZM225 113H226V112H225ZM248 113H249V112H248ZM253 113L256 114V113H258V112H256V113H255V112H252V114H253ZM16 114H15V115H16ZM151 114H152V113H151ZM165 114H166V113H165ZM252 114H251V115H252ZM109 115H110V114H109ZM109 115H107V116H109ZM111 115H112V114H111ZM144 115H146V114H144ZM166 115H167V114H166ZM226 115H227V114H226ZM256 115H257V114H256ZM56 116H55V117H56ZM254 116H255V115H254ZM143 117H145V119H147V118H148V115H147V116H142V118H143ZM152 117H153V116H152ZM252 117H253V116H252ZM254 118H255V117H254ZM145 119H144V121H145ZM148 119H149V118H148ZM148 119H147V120H148ZM155 119H156V118H155ZM147 120H146V121H147ZM149 120L151 121V119H149ZM159 121H160V120H159ZM250 121H252V120H250ZM147 122H148V121H147ZM213 122H214V120L212 121V123H213ZM144 123H146V122H144ZM159 123H160V122H159ZM261 123H262V124L264 123V113H261L260 115L258 114V116L255 118L254 122L250 123L251 125H250V128H248L249 130H245V131H243V132H244L243 135H246V134L249 135L250 133H246V132H249L250 130H251L250 132H252L251 134H254L253 132H254L255 130H258L257 128H258V126H261V125H262ZM149 124H150V123H149ZM156 124H157V123H156ZM156 124H155V125H156ZM153 125H154V124H153ZM153 125L150 124V127H148L147 130L149 129V131H150V130L153 128ZM209 125H210L211 128H213V129L216 128L215 131H218V130H219V129L217 130V127H218V125H219L218 122H214L213 124H208V125H206V126L200 125V127H201V126H203V127H208ZM244 125H245V124H244ZM147 126H149V125H147ZM163 126H164V125H163ZM177 126H179V125H177ZM180 126H181V125H180ZM197 126H198V125H197ZM158 127H159V126H158ZM203 127H202L201 129H203ZM248 127H249V126H248ZM262 127H263V126H262ZM165 128H166V127H165ZM165 128H161V130H162V129H165ZM198 128H199V126L197 127V129H198ZM175 129H176V128H175ZM206 129H208V128H206ZM209 129H210V128H209ZM158 130L160 131V128H159ZM181 130H182V129H181ZM194 130H195V129L191 130V131H193V132L187 133L186 138H188V139H193V138H195L197 134H196V132H194ZM204 130H205V129H203V131H204ZM210 130H211V129H210ZM121 131H122V130H121ZM121 131L119 130L118 133H120V134L123 133V131H122V132H121ZM149 131H146V132L149 133V134H147V135H149V136L151 137V139H152L153 136L150 135V132H151V131H152V132H153V131L155 132V130L152 129L150 132H149ZM166 131H168V130L166 129ZM166 131L163 130L164 133H165ZM184 131H185V130H184ZM187 131H188V130H187ZM201 131H202V130H201ZM207 131H208V130L205 131V134L207 133ZM212 131H213V130H212ZM223 131H224V130H223ZM261 131H262V130H261ZM152 132H151V134H152ZM154 132H153V134H154ZM116 133H117V132H116ZM156 133H158V132H156ZM181 133H183V132H180V134H181ZM202 133H203V132H202ZM2 134H3V133H2ZM2 134H1V135H2ZM153 134H152V135H153ZM159 134H162V133L159 132ZM165 134H166V133H165ZM208 134H209V132H208ZM208 134H206V135H208ZM217 134H218V133H217ZM4 135L7 136V135H9V133H8V134H5V133H4V134L2 135L3 138H8V136H7V137H4ZM10 135H11V134H10ZM12 135H13V134H12ZM145 135H146V134H145ZM147 135H146V136H147ZM154 135H155V134H154ZM156 135H158V134H156ZM162 135H164V134H162ZM182 135H183V134H182ZM260 135H261V134H260ZM2 136H1V137H2ZM164 136H165V135H164ZM164 136H163L162 138H164ZM198 136H199V135H198ZM209 136H210V135H209ZM225 136H226V135H225ZM253 136H254V135H253ZM13 137H14V135H13ZM15 137H16V136H15ZM144 137H145V136H144ZM147 137H148V136H147ZM150 137H149V138H150ZM165 137H166V136H165ZM202 137H203V136H202ZM205 137H206V136H205ZM241 137H242V136H241ZM243 137H244V136H243ZM246 137H247V136H246ZM254 137H255V136H254ZM256 137H257V136H256ZM256 137H255V138H256ZM186 138H183V139L186 140ZM209 138H210V137H209ZM255 138H254V139H255ZM258 138H259V137H258ZM13 139H15V138H13ZM13 139H10V140H13ZM16 139L19 140V141H17L18 143L21 142V138L17 137ZM16 139H15V142H16ZM154 139H155V138H154ZM157 139H158V138H157ZM174 139H175V138H174ZM241 139H242V138H241ZM241 139H240V140H241ZM243 139H244V138H243ZM245 139H246V138H245ZM251 139H252V138H251ZM7 140H9V138H8ZM133 140H135V141H132V140H131V141L136 143V139H133ZM158 140H159V139H158ZM168 140H169V139H168ZM168 140H167V141H168ZM171 140H172V139H171ZM211 140H213V139H211ZM211 140H210V141H211ZM240 140H239V142H240V144H241L242 140H241V141H240ZM258 140L260 141V139H258ZM131 141H130V142H131ZM159 141H161V139H160ZM190 141H191V140H190ZM205 141H206V140H205ZM216 141H217V140H216ZM243 141H245V140H243ZM168 142H169V141H168ZM173 142H176V141H173ZM173 142L170 141L171 145H173V144H172ZM208 142H209V141H208ZM160 143H161V142H160ZM170 143H169V144H170ZM184 143H185V142H183V145H182L183 148H182V149H184L185 146H186V148H187L188 145H192V144H188V143H187V145H184ZM189 143H190V142H189ZM202 143H203V142L200 143L199 147H201ZM216 143H217V142H216ZM251 143H252V142H251ZM132 144H133V143H131V145H132ZM165 144H166V143H165ZM210 144H211V143H210ZM244 144H245V143H244ZM166 145H167V144H166ZM175 145H176V143H175ZM207 145H209V144H207ZM207 145H206V146H207ZM215 145H216V144H213L212 147H210V148H214ZM168 146H170V145H167L166 147L168 148ZM182 146H181V147H182ZM206 146H205V147H206ZM209 146H210V145H209ZM166 147H165V148H166ZM171 147H172V146H170V149H171ZM173 147H174V146H173ZM189 147H191V146H189ZM205 147H203V148H205ZM207 147H208V146H207ZM207 147H206V149L208 150ZM197 148H198V147H197ZM197 148H196V149L193 148V149H194V150H193V151H194V154H193V155H194V159H193V157H192L193 155L191 154L192 156H191V157L189 158V160H188V164H189V162H190V164H191L190 166H191V167H189V166H188V167L185 166L186 163L183 165V166H185V169H181V167L178 169V168H177V167H179L178 165H177L176 168H174V166H173V168H171V169H173L174 172L170 174L169 178H167V182H166L167 184L164 182V183L166 184V186H169V185H168V182H170V180H174V181H176V182H179V183H177V184H176V183L173 184V186H174V185H178V186H176V187H179V191L177 190L178 188H176V187H175V188H176L177 191H176V190L173 191L172 200L174 199L175 202H176V199H178V198H179V199H182V201H180V200L178 199V200L180 201V203H181V202H183L184 200L186 201V198H189V197H190V196L188 195L189 193L187 194L189 197H186L187 195H184L185 192H183L184 194L181 192V193L185 196V197H184V196L180 193V191H181L180 188H181V187H182V188H184V187L186 188V187H187V184H189L190 182L194 183V181H195V180H193V179H192L193 181H192V180L189 181V180H190V179H189L187 182H185L188 178H191V176H189V175L192 174V172L195 174V172H196V171L198 172V170L200 169V166H199V164H198L199 161H198V162L196 161V160H198V159H196V157H198V156L200 157L201 155H203L202 153H203L204 151H202V153H201V151H199ZM157 149H158V148H157ZM182 149H181V150H182ZM190 149H191V148L184 149V151L182 150V152H185L186 150H190ZM199 149H200V148H199ZM200 150H201V149H200ZM204 150H205V149H204ZM212 150H213V149H212ZM230 151H231V150H230ZM149 152H150V151H149ZM158 152H159V151H158ZM191 152H192V151H191ZM216 152H218V151H216ZM231 152H233V150H232ZM236 152H237V151H236ZM251 152H252V151H251ZM155 153H156V152H155ZM207 153H208V152H207ZM229 153H230V152H229ZM229 153H228V154H229ZM258 153H259V152H258ZM263 153H264V151H263ZM263 153H261L260 155L263 156ZM147 154H148V153H147ZM212 154H213V153H212ZM237 154H238V153H237ZM145 155H146V154H145ZM145 155H144V156H145ZM148 155H149V154H148ZM160 155H161V154H160ZM232 155H234V154H232ZM235 155H236V154H235ZM235 155L232 156V158H231L232 160L234 159V157L237 156V155H236V156H235ZM245 155H246V154H245ZM250 155H251V154H250ZM250 155H248V156H250ZM252 155H253V154H252ZM252 155H251V156H252ZM220 156H221V154H220ZM228 156H231V155H228ZM240 156H241V155H240ZM155 157H156V156H155ZM155 157H154L153 160L156 159ZM207 157H208V156H207ZM211 157H212V156H211ZM215 157H216V156H214V158H215ZM222 157H223V156H222ZM252 157H253V156H252ZM257 157H258V156H257ZM147 158H148V157H147ZM149 158H150V157H149ZM152 158H153V157H152ZM157 158L160 159L159 156H158ZM162 158H163V157H162ZM208 158H209V157H208ZM249 158L252 159L251 157H249ZM260 158L262 159L263 157L260 156ZM158 159H157V160H158ZM190 159H191V160H190ZM200 159H201V157H200ZM211 159H212V158H211ZM247 159H248V158H247ZM130 160H131V159H130ZM130 160H129V161H130ZM142 160H143V159H142ZM192 160H194V161L191 163ZM234 160H236V159H234ZM239 160H241V159L239 158L238 161H239ZM143 161H144V160H143ZM147 161H148V159H147ZM147 161H146V162L144 161L143 163L140 162V163H142V164H140L139 166L137 165L138 167L136 166V162H135V164H134V161H133V163H132V161H131V163L129 162L130 164L135 165V167H137V168L134 169V168H135L134 166H133L134 168H133L132 166H131L130 168L128 167L129 169H126V170H128V171L125 170V171H126V175H127L128 177H131V176H133V175L135 176L136 174H139V176H140L141 178L145 177V180H147L146 177H148V173H150V172H147V171H149V170H148L149 168H152L151 170H152V172H154V170H158L160 167H161V168L163 167V166H158L159 168H157V167H156V166H157V163L155 164V163H151V162H147ZM162 161H163V159H162ZM162 161L159 162L158 164L163 163V165H165L164 162H162ZM204 161H205V160H204ZM238 161H236V162H238ZM250 161H251V160H250ZM185 162H186V161H185ZM230 162H231V161H230ZM239 162H240V161H239ZM263 162H264V161H263ZM183 163H184V162L182 161V164H183ZM203 163H205V162H203ZM217 163H218V162H217ZM219 163H220V162H219ZM222 163H223V162H222ZM224 163H225V162H224ZM137 164H138V163H137ZM182 164H179V165L181 166ZM205 164H207V163H205ZM209 164H210V161H209ZM220 164H221V163H220ZM225 164H226V163H225ZM234 164H235V163H234ZM236 164H237V163H236ZM160 165H162V164H160ZM186 165H187V164H186ZM212 165H213V164H212ZM221 165H222V164H221ZM128 166H129V164H128ZM175 166H176V165H175ZM183 166H182V167H183ZM209 166H210V165H208V167H209ZM224 166H225V165H224ZM229 166H231V165H229ZM236 166H237V165H236ZM236 166H235V167H236ZM155 167H156V168H155ZM208 167H207V171H208L209 168H210V167H209V168H208ZM222 167H223V165H222L221 167H219V170H220V168L222 169ZM227 167H228V166H227ZM233 167H234V166H233ZM235 167H234V168H235ZM241 167H242V165H241ZM241 167H240V168H241ZM258 167H259V166H258ZM186 168H187V169H186ZM204 168H205V167H204ZM217 168H218V167H217ZM145 169H146V170H145ZM153 169H154V170H153ZM163 169H164V168H163ZM175 169H176V170H175ZM205 169H206V168H205ZM213 169H214V168L212 167V170H213ZM160 170H161V169H160ZM212 170H211V174H212V172H213ZM215 170H217V169H215ZM219 170H218V171H219ZM222 170H223V169H222ZM164 171L166 172L165 169H164ZM233 171H234V170H233ZM75 172H76V171H75ZM155 172H156V171H155ZM189 172H191V173H189ZM205 172H206V170H205ZM205 172L203 171L202 173H205ZM221 172H222V174L224 175L225 172H223V171H221ZM221 172H220V173H221ZM85 173H86V172H85ZM159 173H162V172H159ZM163 173H164V172H163ZM226 173H227V172H226ZM68 174H69V173H68ZM87 174H88V173H87ZM87 174H86L85 176H87ZM124 174H125V173H124ZM150 174H151V173H150ZM155 174L158 175V173H155ZM155 174H153L152 176L155 177V176H154ZM222 174H221V176H222ZM97 175H98V174H97ZM101 175H102V174H101ZM101 175H100V176H101ZM114 175H115V174H114ZM116 175H117L116 177L118 178L119 173H116ZM165 175H166V173H165ZM165 175H164V176H165ZM204 175H205V174H204ZM208 175H209V174H208ZM237 175H238V174H237ZM244 175H246V174L244 173ZM244 175H242V176H244ZM262 175H263V174H262ZM85 176H84V175L81 176V180H83L82 177H85ZM112 176H113V175H112ZM124 176H125V175H124ZM152 176L149 175V177L153 179ZM158 176H159V175H158ZM162 176H163V174H162ZM188 176H189V177H188ZM209 176H210V175H209ZM212 176H215L214 179H215V178L217 179L218 177L220 178V175L217 176V175L212 174L211 177H212ZM216 176H217V177H216ZM239 176H241V174H240ZM239 176H238V177H239ZM254 176H255V175H254ZM101 177H102V176H101ZM105 177H106V176H105ZM109 177H110V176H109ZM149 177H148V179H149ZM194 177H195V176H194ZM194 177H193V178H194ZM257 177H258L259 180H258L256 177H254V178H255L254 183H257L258 181H260V180H261L260 178H264V175L261 176V174H260V175L257 176ZM97 178H98V177H97ZM103 178H104V177H103ZM103 178H102V179H101V178H98V179L103 180ZM155 178H156V177H155ZM155 178H154V179H155ZM186 178H187V179H186ZM197 178H198V177H196V179H197ZM205 178H206V177H205ZM242 178H243V177H242ZM247 178H249V177H247ZM251 178H252V176H251ZM251 178H249V179H250L249 182L252 181L253 178H252V179H251ZM104 179H107V178H104ZM112 179H113V178H112ZM115 179H116V178H115ZM154 179H153V180H154ZM156 179H158V177H157ZM156 179H155L156 182H154L153 180H152V182H151V180L149 179V180H150L149 182H151V184H150V183H149V184L152 185V183H153V184H154V183H156V184L162 183L161 176H160V178L158 179V180H160L161 182L158 181V183H157V180H156ZM164 179H166V177H165ZM164 179H163V181H165ZM212 179H213V178H211V180H212ZM222 179H223V178H221V180H222ZM243 179H244V178H243ZM85 180H86V179H85ZM107 180H108V179H107ZM110 180H111V179H110ZM141 180H142V179H141ZM143 180H144V179H143ZM184 180H185V181H184ZM204 180H205V179H204ZM253 180H254V179H253ZM104 181H105V180H104ZM125 181H126V180H125ZM125 181H124V182H125ZM198 181H200V180H198ZM202 181H203V179H202ZM207 181L210 182V180H207ZM207 181L205 180L204 182H207ZM216 181H217V180H216ZM219 181H220V180H219ZM256 181H257V182H256ZM81 182H83V181H81ZM86 182H87V181H86ZM142 182H143V181H142ZM184 182H185L186 184H185V186H182L183 184H181V183H184ZM188 182H189V183H188ZM196 182H197V180L195 181V184H194V185H198L199 183L201 184V181H200V182H197V183H196ZM204 182H202V183H204ZM209 182H208V183H209ZM220 182H221V181H220ZM220 182H219V183H220ZM224 182H225V180H224ZM263 182H264V181H263ZM144 183H145V182H144ZM146 183H147V181H146ZM261 183H262V181H261ZM156 184H154L153 186H155ZM179 184H180V186H179ZM200 184H199V186L202 185V184H201V185H200ZM204 184L206 185V183H204ZM222 184H223V183H222ZM224 184H225V183H224ZM259 184H260V183H259ZM259 184H257V185H259ZM146 185H147V184H146ZM170 185H171V183H170ZM190 185H191V183L189 184V186H188L187 189L190 188ZM225 185H227V183H226ZM261 185H262V184H260V186H261ZM156 186L158 187V185H156ZM156 186H155V188H156ZM163 186H164V185H163ZM166 186H164V187H166ZM169 187H170V186H169ZM169 187H167V188L169 189ZM223 187H226V186H223ZM161 188H163V187H161ZM108 189H110V188H108ZM113 189H114V188H113ZM168 189H167V190H168ZM203 189H205V187H204ZM226 189H227V188H226ZM111 190H112V188H111ZM111 190H110V191H111ZM116 190H117V189H115V191H116ZM122 190H123V189H122ZM205 190L207 191V189H205ZM161 191L163 192V193L161 192V195H162V194L164 195V194H166V193L169 195L168 192H165V189H164V188H163V190H161ZM212 191H213V190H212ZM224 191H226V190H224ZM99 192H101V191H99ZM102 192H104L103 189H102ZM116 192H117V191H116ZM118 192H119V191H118ZM121 192H123V193L125 194V191H124V190L121 191ZM227 192H228V190L226 191V193H227ZM178 193H179V194H178ZM226 193L223 192V190H222V192L220 191V193H218V194H217L216 196H214L213 198L211 197L210 193H209V194L207 193V194H208L209 197H211L213 200H217V202H218V200H219V201H220V200H223V201H224V199H226V197H227L228 194H229V193H228L227 196H226ZM233 193H234V192H233ZM167 194L164 195V196H168ZM207 194H206V196H207ZM235 194H236V193H235ZM237 194H238V193H237ZM111 195H112V194H111ZM171 195H172V194H171ZM174 195H176V198H175ZM261 195H262V194H261ZM149 196H150V194H149V195H147V193H146V195L144 194V196H143V197H144V198H143V199H144V203H145V201H146V202H147V201L150 202L149 198H151L152 195H151L150 197H149ZM164 196H161L162 198H165V200L163 201V204H164V205H163V207H162L161 209H166V210H165L166 212H167V210H170L171 212H172V211H173V212H174V211L177 212V211L179 210V207H178V206L176 207L175 205H178L179 203H176L175 205H174L173 203L171 204L170 202L167 203L166 201H171V202H174V201L169 200V199H167V197H164ZM169 196H170V195H169ZM206 196H203L204 198H203V197H202V198L205 199ZM234 196H235V195H234ZM115 197H116V196H115ZM115 197H113V198H115ZM120 197H121V196H120ZM122 197H123V196H122ZM170 197H171V196H170ZM183 197H184V198H183ZM227 198H228V197H227ZM115 199H117V197H116ZM120 199H121V198H120ZM166 199H167V200H166ZM212 199H211V201H212ZM262 199H264V196H263ZM262 199H261V201H263ZM123 200L125 201V199L122 198V199H121V202H124ZM151 200H152V198H151ZM200 200H202V199H200ZM259 200H260V199H259ZM126 201H127V200H126ZM126 201H125V202H126ZM153 201H154V200H152V202H153ZM179 201H178V202H179ZM193 201H194V200H193ZM206 201H207V200H206ZM211 201L209 200V202H211ZM238 201H239V200H238ZM154 202L159 203V201H154ZM164 202H165V203H164ZM194 202H195V201H194ZM194 202H192V203H194ZM204 202H205V201H204ZM204 202H203V203H204ZM217 202H216V203H217ZM144 203H143V202H141L140 204L137 203L138 205H137L136 207L141 208V207H143V205H147V203H146V204H144ZM166 203H167V204H166ZM169 203H170V204H169ZM192 203H188V202L186 201V204H187V205H188V204L191 205ZM212 203H215V202H211V203H209V204H212ZM153 204H154V203H153ZM168 204H169V205H168ZM181 204H184L185 207H184L183 205H182L183 208L180 207V209H181V211H182V212H181V211L179 210L180 213H183V212H184V213H185V212L189 213L190 211L192 212V209L194 208V206H196L195 204H194V205L192 204V206L188 205V207H187L186 204H185V202H183V203H181ZM200 204H202V203H200ZM207 204H208V203H207ZM220 204H221V203H220ZM220 204H219V205H220ZM222 204H223V203H222ZM159 205H160V204H157L155 207L158 209V208L160 207ZM202 205H203V204H202ZM219 205H217V206H219ZM257 205H258V204H257ZM257 205L254 206V207H252V208H251V211H250V214H251L250 217H253V215L256 216L254 219H253V218H250V219H253V223H252V222H251L252 224L250 223V226H251L250 228H251V229H259V228L262 229V228H263V227L261 226V219H262V221H263L264 219H263V217H262L263 215H262V216L260 215V214H261V213H260V210H261L262 206H264V205H263V204H262V205H258V206H257ZM153 206H154V205H153ZM204 206H205V205H204ZM220 206H221V205H220ZM200 207H201V206H200ZM200 207H197V206H196V208H200ZM127 208H129V207H127ZM217 208H218V207H217ZM263 208H264V207H263ZM144 209H145L144 211H146V207H144ZM158 210H160V208H159ZM144 211H143V212H144ZM149 211H150V210H149ZM154 211H155V210H154ZM163 211H164V210H163ZM194 211H195V210H194ZM196 211H197V210H196ZM262 212H263V210H262ZM45 213H47V212H45ZM155 213H156L158 216H160L159 214L161 213V210H160V213H159V212L157 213V210L155 211ZM196 213H197V212H196ZM144 214H145V213H144ZM144 214L142 215V217H144L145 215H146L145 217H147V215H148V211L146 212L145 215H144ZM149 214L151 215V212H150ZM153 214H154V213H152V215H153ZM156 214H154V215H156ZM131 215H132V214H131ZM212 215H213L214 217H213ZM212 215H208V216H212L211 218H206V219H203V220L197 219L196 217H193L191 220L194 221V223H195L196 226L199 225V227H202V229H201L202 231H203V229H204V230H208V229H210V228L212 227V225H213L215 222H217V220L219 219V215H218V217L216 216V214H215V215L212 214ZM148 216H149V215H148ZM205 216H206V215H205ZM205 216H204V217H205ZM142 217H140V218H142ZM145 217H144V218H145ZM149 217H150V216H149ZM155 217H156V216H155ZM204 217H203V218H204ZM259 217H260L261 219H259ZM150 218H153V216H151ZM156 218H159V217H156ZM137 219H138V218H137ZM153 219H155V218H153ZM139 220H141V219H139ZM142 220H144V219H142ZM142 220H141L140 222H141L142 224H145L146 220H148V219L144 220V221H145L144 223L142 222ZM150 220H152V219H150ZM156 220H157V219H155V221H156ZM58 222H61V221L58 219ZM140 222H139V223H140ZM153 222H154V220H153ZM146 223H148V222H146ZM149 223H151V222H149ZM217 223L219 224V221H218ZM235 223H236V222H235ZM263 223H264V221H263ZM142 224H139L138 227L140 228V225H142ZM218 224H217V225H218ZM238 224H239V223H238ZM238 224L232 225L234 228H233L231 231H227L226 234H225V237H224L223 239L220 238V241H219V244H221V242H222V244L224 245L223 241H225V240H227V239H234V240H236V238H237L238 241H236V246H233V247L231 248V247H230L231 245L229 244L230 246H229V245H227V246H229L231 249H228V247H226V249H228V251L232 254V257H233V258H234V257L237 258L238 254H239L240 252H241L240 255H242V251L247 253L248 250H249V248H251L252 246H254V248H257V247H258V244H256V243H254V244L251 245V241H253V240L256 239V238L253 239V238H254V235H253L252 233H250V232L252 231L251 229H250L251 231L249 232V234H248L247 237H245V238H244V237L241 238L242 236H241V237L239 236V233H238V232H239V231H242L243 228H242L241 225H238ZM126 225H127V224H126ZM163 225H164V224H163ZM195 225H194V226H195ZM214 225H215V224H214ZM262 225H264V224H262ZM131 226H132L131 230H133V226H134V225H131ZM244 226H245V225H244ZM260 226H261V227H260ZM143 227H144V225H143ZM216 227H218V226L215 225V228H216ZM246 227H247V226H246ZM126 228H127V229L129 228V229H130V227H128V226H126L124 229H126ZM164 228H165V226H164L163 228L160 226V230H163V232H165V231H166V232H167V231L170 232V231H169L168 229H166V228H165V231H164ZM196 228H197V227H196ZM215 228H214V229H215ZM127 229H126V230H127ZM129 229L127 230L128 232H129ZM148 229H149V228H148ZM193 229H194V228H193ZM261 229H260V230H261ZM191 230H192V229H191ZM195 230H196V229H195ZM197 230H198V229H197ZM217 230H218V229H217ZM260 230H258V232H259ZM127 231H122V232H123V234H124V232L126 233ZM198 231H200V229H199ZM209 231H210V230H209ZM253 231H254V230H253ZM128 232H127L126 234H128ZM168 232H167V233H168ZM171 232H172V231H171ZM171 232H170V234H171ZM195 232H197V231H195ZM216 232H219V231H216ZM258 232H257V233H258ZM201 233H202V232H201ZM126 234H125L124 236H125V237L128 236V238H129V234H128V235H126ZM203 234H204V233H203ZM49 235H50V234H49ZM49 235H48V234H44L43 236H41L40 238H38V240H39V239H43V242H44V244H43L42 246H41V243H40V249L38 250L39 252L37 251L39 256H40V255H45V254H47V252H48V250H49V246H50V243H51L50 240H52V238H51ZM165 235H166V234H165ZM171 235H172V234H171ZM201 235H202V234H201ZM209 235H210V234H209ZM215 235H218V233H215ZM215 235H214V236H215ZM241 235H242V234H241ZM258 235H259V234H258ZM10 236H11V235H10ZM163 236H164V235H163ZM168 236H169V235H168ZM204 236H205V235H204ZM62 237L64 238V237H66V235H64V236H62ZM62 237L60 236V238H61L62 240H59V241H61V243L58 244L59 241L56 243V244H58V246H60V247H64V246H66V245H65V241H64L65 238L63 239ZM164 237H165V236H164ZM205 237H206V236H205ZM207 237H208V236H207ZM210 237H211V236H210ZM210 237H209V238H210ZM259 237H260V236H259ZM60 238H59V239H60ZM195 238H196V236H195L194 238L191 239V242H193V239H195ZM261 238H262V237H261ZM66 239H67V241H68V237H66ZM38 240H37V241H38ZM130 240H131V238H130ZM181 240H183V239H181ZM181 240L178 241V242H182ZM257 240H260V239L257 238L256 241H257ZM39 241L41 242V240H39ZM63 241H64V242H63ZM67 241H66V243L69 242V241H68V242H67ZM111 241L113 242V240H111ZM121 241H122V240H121ZM123 241H125L124 244H122ZM123 241L120 243V246H123V245H124V248H125V245L128 246L129 248H130V247H133V246H132V243H131L132 240H131V242L128 241V239H124ZM195 241H196V239H195ZM256 241H255V242H256ZM225 242H226V241H225ZM257 242H258V241H257ZM117 243H118V242H117ZM189 243H190V242H189ZM207 243H208V242H207ZM217 243H218V242H217ZM176 244H177V243H176ZM176 244H175V245H176ZM178 244H179V243H178ZM144 245H145V244H144ZM175 245H171V246H174V248H175ZM210 245H211V244H209V246H210ZM225 245H226V244H225ZM150 246H151V245H150ZM160 246H161V245H159V247H158V246H155L156 249H158V250H155V249H154L155 247H153V249H154V251H155L156 253L153 251L152 248H149V249L152 250V251L149 250V251H150V254H151L152 252H154V253L156 254V255H154V253L152 254V256L154 255L153 258H155V256H160V257H161V255L164 254V253H167V252H171V253H173V251H174L173 248H172L170 245H168V247H167L166 243H165V246H163V247H161V248H160ZM169 246H170V247H169ZM195 246H196V245H195ZM198 246H199V245H198ZM201 246H202V244H201ZM201 246H200V247H201ZM206 246H207V245H206ZM209 246H207V248H208L207 251H206L207 248L204 249L205 251L203 250V246L201 247V248H202L201 250H199V249L196 247L197 249H195V250H197V251L195 252V250H194V252H195L194 254L197 253V255H200V257H201V255H203V256H205L206 258H207L206 255H210V257L212 256V259H211V258H210V260H209V259H206V258H205V259L208 260V261H210V262H214V263H216V262L213 260V257H215L216 255L218 256L217 258L221 257L222 255L220 256V253H219L221 250H219L216 246H214V247H216V249H215V248H214V250L211 249V250H212V251H211V250L209 249V248H211V247H209ZM212 246H213V245H212ZM218 246H219V245H218ZM250 246H251V247H250ZM256 246H257V247H256ZM19 247H20V246H19ZM19 247H17V248L19 249ZM142 247H143V245H142ZM146 247H147V246H146ZM148 247H149V246H148ZM190 247H191V244H190ZM204 247H205V244H204ZM259 247L261 248V246H259ZM21 248H22V247H21ZM23 248H24V247H23ZM23 248H22V249H23ZM122 248H123V247H122ZM126 248H127V247H126ZM126 248H125V249H126ZM140 248H141V247H140ZM221 248H222V247H221ZM221 248H220V249H221ZM260 248H259V249H260ZM18 249L15 250V249H14V245H11L10 243H9V244H6V243L4 244V246H3L2 249H1L2 254H3V253H5V254H6V253H8V254L11 253V255L14 254L13 257H15V258H13V260H9L6 264H26V262H27V261L25 260V259H26V258H25V253H26V251L23 252V253H21V252H17ZM22 249H21V250H22ZM24 249H25V248H24ZM131 249H132V251H134V247L131 248ZM131 249H129V250L127 249V250H128V251H131ZM143 249H145V247H144ZM176 249H177V248H176ZM252 249H253V248H252ZM257 249H258V248H257ZM19 250H20V249H19ZM21 250H20V251H21ZM127 250H126V252H128ZM145 250H147V248H146ZM145 250H143V251H145ZM260 250H262V249H260ZM139 251H142V249L139 250ZM222 251H223V250H222ZM222 251H221V252H222ZM249 251H250V250H249ZM257 251L259 252V250H256V252H257ZM117 252H118V251H116V252L113 251V253L111 252L110 255L112 254L111 256H113V255L116 254ZM174 252H175V251H174ZM224 252L226 253L227 251H224ZM254 252H255V251H254ZM260 252H261V251H260ZM35 253H36V252H35ZM118 253H119V252H118ZM118 253L116 254V256L114 255V257L109 256V258H108L109 260L107 259V260H108L107 263H109V264H116V262H118V260L120 259V256H122L121 253H120L121 255H120V254L118 255ZM130 253L132 254V252H130ZM214 253H215V254H214ZM256 254H257V253H256ZM36 255H37V253H36ZM167 255H168V254H167ZM197 255H195V256H197ZM223 255H224V254H223ZM227 255H228V254H227ZM227 255H226V256H227ZM243 255H244V254H243ZM118 256H119V258H117ZM129 256H130V255H129ZM195 256H194L193 254H190V255L188 256V258H186V259H182V258H180V257L177 258V257H175V255H174V258H173V259H171V258H167V260H166V257H165L164 259H163V258H160V257H158V258L164 260L165 262H164V261H162V262H163V263H166V264H196V263L198 264V263H199L198 260H197V262L195 261ZM226 256H225V257H226ZM245 256H246V254H245L244 256H240V257L238 256V257H239L238 259H240L241 261H244V258H242V257H245ZM26 257H27V256H26ZM33 257H34V256H32V258H30V263H28V264H31L33 261H36V258H35V257L33 258ZM36 257H37V256H36ZM41 257H42V256H41ZM162 257H163V255H162ZM39 258H40V257H39ZM197 258H198V257H197ZM226 258H227V257H226ZM241 258H242L243 260H242ZM9 259H10V258H9ZM168 259H169V260H168ZM170 259H171V260H170ZM198 259H199V258H198ZM201 259L203 260L204 258H203V257L200 258V262H201V264H203V263L207 264V263H208L206 260H205V261H206L207 263H206L205 261L202 262ZM230 259H231V258H230ZM155 260H156V261H155V264H156V262H157L158 259H155ZM211 260H212V261H211ZM245 260H246V259H245ZM152 261L154 262L153 259H152ZM194 261H195L196 263H195ZM216 261H217V260H216ZM222 261H225V260L222 259ZM222 261H221V262H222ZM235 261H237V260H234V262H233L234 264H236ZM105 262H106V261H105ZM105 262H104V263H105ZM158 262H160V261H158ZM167 262H168V263H167ZM221 262H220L219 259H218L217 264H222ZM238 262H239V260H238ZM238 262H237V264H238ZM244 262H245V261H244ZM247 262H248V264H250L249 261H247ZM36 263H37V262H36ZM38 263H39V261H38ZM148 263H149V262H148ZM163 263H159V264H163ZM214 263H213V264H214ZM226 263H227V261H226ZM226 263H223V264H226ZM239 263H240V262H239ZM245 263H246V262H245ZM33 264H34V262H33ZM48 264H50V262H49ZM227 264H228V263H227ZM242 264H243V263H242ZM246 264H247V263H246ZM257 264H258V263H257ZM261 264H263V263H261Z\"/></svg>","mask_w":264,"mask_h":264}]
</instances>
